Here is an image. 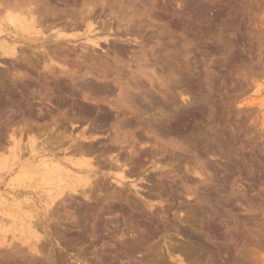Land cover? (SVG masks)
Here are the masks:
<instances>
[{"label":"rangeland","instance_id":"1","mask_svg":"<svg viewBox=\"0 0 264 264\" xmlns=\"http://www.w3.org/2000/svg\"><path fill=\"white\" fill-rule=\"evenodd\" d=\"M0 46V264H264V0H0Z\"/></svg>","mask_w":264,"mask_h":264},{"label":"bare ground","instance_id":"2","mask_svg":"<svg viewBox=\"0 0 264 264\" xmlns=\"http://www.w3.org/2000/svg\"><path fill=\"white\" fill-rule=\"evenodd\" d=\"M10 18V17H9ZM35 20V19H34ZM8 22V21H7ZM9 22H11V23H13V20L12 19H9ZM58 32V31H57ZM7 44V43H6ZM6 44H5V46H6ZM3 45H4V43H3ZM4 46V47H5ZM1 47V46H0ZM8 48V47H7ZM2 49H4V48H2ZM14 49V48H13ZM12 50V49H11ZM4 52V51H3ZM3 52H1V53H3ZM16 54V53H15ZM2 55H4V53L2 54ZM6 55V54H5ZM55 154V153H54ZM39 161V160H38ZM42 161V162H41ZM84 161V160H83ZM41 162V163H40ZM40 162H38V163H40L41 164V166H44L45 167V170H41V171H44V173L46 174V176H48L49 178L50 177H55V178H58V179H60V178H63V177H65V175H66V168L65 167H63V165H61V163H60V160L56 157V156H54V155H52V156H50V157H48L47 159H41L40 160ZM86 163H88L89 164V162H86ZM87 164V165H88ZM91 164V163H90ZM34 167V166H33ZM39 166H38V164H37V168H38ZM78 167V166H77ZM84 167V166H83ZM86 167V166H85ZM88 167V166H87ZM31 168V167H30ZM90 168V167H89ZM33 169H35V168H33ZM32 169V170H33ZM120 169V168H119ZM29 170H31V169H29ZM28 170V171H29ZM32 170L30 171V172H32ZM40 170V169H39ZM69 170V169H68ZM40 172V171H39ZM70 173V172H69ZM68 173V174H69ZM65 174V175H64ZM45 176V177H46ZM67 176H69V175H67ZM90 176V175H89ZM83 177V176H82ZM75 178V177H74ZM89 177L87 176V177H85V179H84V181H88L89 179H91L92 177H90L89 179H88ZM41 178L39 177V179H37V180H40ZM66 179V178H65ZM67 179H68V177H67ZM36 180V179H35ZM35 181V182H38V181ZM61 180V179H60ZM63 180V179H62ZM83 180V179H82ZM39 182H41V181H39ZM89 182V181H88ZM40 184V183H39ZM42 184V183H41ZM90 184V183H89ZM32 185V184H31ZM35 186V185H34ZM71 190V189H70ZM60 195L62 194L61 192L59 193ZM1 196V195H0ZM59 196V195H58ZM2 197V196H1ZM9 197V196H8ZM55 198V197H54ZM8 199V198H7ZM46 199H48L49 201L48 202H51V200L49 199V198H47L46 197ZM1 201H2V199H1ZM54 202V201H53ZM52 202V203H53ZM54 204V203H53ZM2 205V204H1ZM50 205V204H49ZM5 206V205H4ZM29 207V206H28ZM31 208H33L32 206H30ZM29 207V208H30ZM29 211V210H28ZM31 211V210H30ZM33 211V210H32ZM31 211V212H32ZM32 213H35L34 211L32 212ZM37 214H38V212H37ZM34 215V214H33ZM36 223V222H35ZM37 226H39V225H37Z\"/></svg>","mask_w":264,"mask_h":264}]
</instances>
